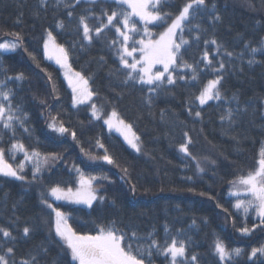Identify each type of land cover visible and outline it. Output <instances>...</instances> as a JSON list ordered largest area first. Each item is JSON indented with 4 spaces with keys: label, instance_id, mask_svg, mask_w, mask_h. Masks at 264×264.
<instances>
[{
    "label": "trees",
    "instance_id": "16d2710c",
    "mask_svg": "<svg viewBox=\"0 0 264 264\" xmlns=\"http://www.w3.org/2000/svg\"><path fill=\"white\" fill-rule=\"evenodd\" d=\"M186 2L164 0V11L172 14L169 22ZM207 3L208 7L193 17L191 32H184L190 43L181 53L185 61L201 69L205 50L214 65L224 61L222 95L228 100L236 96L239 106L248 108L235 116L231 127L227 121H221V116L229 107L235 110V102L211 101L201 107L194 99L218 73L205 69L197 81H192L190 70H184L187 81L165 85L151 94L153 101L148 105L145 101L148 93L144 90L148 86L122 83L127 70L119 63L114 47H110V41L119 38L115 30L105 29L101 33L103 39L94 38L91 44L82 39L78 17L89 5H76L73 16L68 17L66 11L70 9L63 7L41 10L37 15L38 0H0V42L13 41L15 33L22 36L15 51H0V81L5 84L4 90H12L13 105H19L27 113L26 126L30 129V135L17 129L13 138L9 130L0 127V146L5 148L6 159L13 166L23 159V154L18 153L11 159L8 149L15 140L29 150L59 157L42 169L39 180H33L31 164H26L20 173L25 180L0 176V226L16 237L9 245L0 243V253L4 247L12 246L17 264L29 254H38L39 264H77L56 236L55 215L41 202L44 198L63 211L68 224L81 234H94L98 226L114 224L126 233L135 231L140 237L153 234L161 242L169 236L183 240L188 254L185 264H193L190 260L193 254L197 256V264H264V255L258 253L250 258L252 248L264 246V229L257 227L251 235L237 231L258 223L255 209L245 218L234 208L237 198L231 195L232 181L258 168L259 152L264 147V52H257L256 62L249 65L247 61L252 54L245 48L246 44L259 47L264 41V0H207ZM115 7L118 6L112 1H105L93 11L99 15L100 8L110 12ZM213 15L220 20L214 21ZM132 19L138 28L142 27L138 18ZM59 20L64 21L63 29L57 26ZM88 22L90 26L97 23L95 18ZM148 27L154 39L167 25L158 22ZM48 31L68 51L71 67L89 81L94 93L90 104L72 105L73 95L61 70L44 55ZM196 34L200 35L199 41L194 39ZM213 39L221 46L219 54L216 45L204 43ZM224 50L233 56H225ZM30 53L36 57L35 61ZM20 74L24 78L15 79ZM92 103L101 110L102 118L116 111L120 119L132 125L139 137L140 154L109 131L102 120L92 116ZM195 111H200L201 116H195ZM51 117L74 131L76 140L68 133L52 131L48 126ZM97 139L108 149L115 164L90 161L81 152L83 147L93 155L103 154L104 150L97 148ZM182 144H187L190 156L180 151ZM197 161L204 172L197 170ZM73 165L84 176L107 178L94 181L98 198L89 208L56 202L49 195V188L56 184L62 188L77 186L79 177L72 170ZM101 195L103 202L99 199ZM24 226L32 229L28 237L22 235ZM217 239L229 249H241V254L230 261H220L215 252ZM151 260L152 264H170V257L163 255L154 254Z\"/></svg>",
    "mask_w": 264,
    "mask_h": 264
},
{
    "label": "snow or ice",
    "instance_id": "6c2138e0",
    "mask_svg": "<svg viewBox=\"0 0 264 264\" xmlns=\"http://www.w3.org/2000/svg\"><path fill=\"white\" fill-rule=\"evenodd\" d=\"M105 0H38V6L35 13L39 15L41 10L47 11L49 8L70 9L66 11L68 17L73 16V11L76 5H89L88 8L78 17V28L82 30V39L91 44L95 39H103L101 33L105 29H114L118 34V39L110 41V47H114L119 63L122 68L127 70L123 73L122 83L125 85L136 84L148 86L145 91L148 95L145 101L148 105L152 104V93L158 92L164 88L165 85H176L177 80L187 81L188 77L184 74V70H190L191 80L197 81L201 71L207 69L209 71L218 73L215 78L208 80L199 94L195 96V100L199 102L200 106L208 104L209 101L220 102L224 100L228 103L235 102L236 109L229 107L227 111L221 116V121H227L228 126L231 127L235 123V116L243 111H248L247 107L241 108L239 100L233 96L231 100L222 95L221 80H223V71L225 63L223 60L217 61L214 65L213 59L209 57L207 50L201 56L204 62V68H199L196 64H190L183 59L181 49L185 45H189L190 41L184 38V32L188 30L191 32L193 17L201 12L202 9L208 7L207 0H187L178 14L169 19L172 14L164 11V0H112V3L118 7L113 8L110 12L104 8H100V13L97 15L94 8L99 7ZM214 8V5H213ZM136 17L142 22V27L138 28L136 21L132 18ZM95 18L97 23L90 26L89 19ZM214 21H219L218 15H213ZM166 24V30L159 36L158 39H153V33L149 29L150 24ZM59 28H64V21L59 20ZM199 28V25H196ZM142 33V35H140ZM15 39L9 42H0V50L5 52L15 51L22 41V36L19 33L13 34ZM139 36V38H136ZM48 39L44 42V54L47 59H55V63L62 69H65V78L68 80L69 86L72 88L74 105L84 103L90 100L94 93L88 87V80L81 75L80 72H74L71 65L68 63V51L59 44H54L55 37L51 31L47 32ZM194 39L200 40V35L196 34ZM131 42V46L129 45ZM211 43L216 45V52L219 54L221 46L217 44L215 39L211 41L205 40L204 43ZM139 46V47H137ZM245 48L252 54V58L248 59V64L252 65L256 62L255 54L257 52H264V41L261 42L259 47H251L245 45ZM139 52L140 56L137 57L136 53ZM225 56L232 57L233 53L224 50ZM30 55H32L30 53ZM244 53H240L242 58ZM131 62H130V59ZM35 61L36 57L32 55ZM162 65L163 69L153 71L155 65ZM39 66V64L37 65ZM23 74L15 77L17 80H22ZM49 80L52 79L48 75ZM12 79V77H9ZM5 89V84L0 81V127L9 130L12 137L15 138L17 129H22L24 133L30 135V129L26 126L28 121L27 113L19 106L13 105V93L11 89ZM55 85H53V92H55ZM58 98V97H57ZM92 116L96 120H101L103 113L97 108L95 103L91 104ZM189 113L192 112L191 106L188 108ZM195 116L200 117L201 112L195 111ZM113 118H116V130L121 132L124 139L128 144L136 150L141 152V145L137 143L139 137L134 132H131L132 125L125 123L122 119L118 118L116 111H112L111 116L103 120V123L108 125L109 130L116 125L113 123ZM49 128L61 135L70 134L73 140H76V133L64 127L62 121H58L56 117L50 118ZM131 133V136L129 135ZM187 136V133H185ZM236 139V137H232ZM191 138H188L190 144ZM79 143V141H77ZM239 143V141H237ZM96 145L98 149H103V154L93 155L81 147V152L88 157L90 161H104L107 164H115L113 157L108 154V149L105 145L97 139ZM8 151L12 154L11 159H15L18 152L23 153V159L18 162L16 166L8 162L5 156V148L0 146V176L11 177L16 180H25L26 177L21 175L25 170L26 164L30 163L32 166L33 180H39L42 177V169L46 168L49 161L59 159L56 155H44L37 150H29L19 140L11 143ZM180 151L186 155H191L188 150L187 144H182ZM195 159V157H193ZM214 163V161H209ZM258 168L249 172L246 176L240 177L238 180L232 181L233 190L231 195L235 196L236 202L234 208L242 212L246 218L250 210L255 209V214L259 217L258 223L254 224L252 228L242 226L237 229L242 235H251L257 227L264 229V147H261L259 152ZM196 168L199 172H204V168L197 161ZM72 170L79 177L80 189L75 193L71 188H62L56 184L49 188V195L55 200H68L73 203H84L91 207L92 202L97 200V189L93 188V182L97 179L104 180L106 177L90 176L85 178L82 171L73 165ZM127 174V169H123ZM191 179V177H188ZM243 186V187H241ZM192 191L193 189H189ZM132 191L135 192V185H132ZM204 195V193H201ZM209 198L212 197L209 195ZM103 202L104 197H99ZM44 203L49 209L55 213V227L54 231L57 237L62 242V247L66 248L72 258V261L77 264H152L151 257L156 255H163L170 257V264H185L188 259L186 245L183 240H177L174 236H169L163 242L158 240L153 234L147 237H140L133 231L130 234L126 233L112 226H98L94 234H81L74 230L67 222V216L63 211L53 207L47 199L42 198ZM227 211V209H225ZM167 231V228L165 229ZM32 229L29 226L22 228V235L28 237ZM0 243L9 245L11 241L16 239L12 231L0 226ZM143 245V246H142ZM47 252L46 248L42 249ZM215 252L219 256L220 261H230L233 256H239L241 249H229L219 239L215 242ZM264 255V246L259 248H252L250 258H255L257 254ZM14 247L6 246L3 252L0 253V264H17L14 258ZM191 262L197 264V256L191 255ZM18 264H39L38 254H29L25 259H21Z\"/></svg>",
    "mask_w": 264,
    "mask_h": 264
},
{
    "label": "rangeland",
    "instance_id": "374dc122",
    "mask_svg": "<svg viewBox=\"0 0 264 264\" xmlns=\"http://www.w3.org/2000/svg\"><path fill=\"white\" fill-rule=\"evenodd\" d=\"M105 1H112V0H105ZM158 23V22H157ZM156 24V23H155ZM150 25H152V24H150ZM166 30V29H165ZM164 30V31H165ZM163 31V32H164ZM162 32V33H163ZM161 33V34H162ZM160 34V35H161ZM159 35V36H160ZM54 36V35H53ZM159 36L157 37V38H154V39H158L159 38ZM48 39V37H47V33L45 34V41ZM44 41V42H45ZM5 42H9V41H5ZM54 44H57V42H56V40L54 41ZM2 53H9V52H12V51H8V52H5V51H3V50H0ZM45 55V54H44ZM136 56L137 57H139L140 56V53L139 52H137L136 53ZM45 58H46V56H45ZM47 59V58H46ZM130 59V58H129ZM48 61H50V62H52L53 64H55L60 70H61V72H62V76H63V78L65 79V81H66V83H67V85H68V87H69V89L71 90V92H72V88L69 86V84H68V80L65 78V69H62L58 64H56L55 63V59H52V60H49V59H47ZM130 62H131V59H130ZM68 63L70 64V62H69V57H68ZM72 68V67H71ZM163 69V66L162 65H159V64H157V65H155V67L153 68V71H158V70H162ZM72 70L74 71V72H78V71H75L73 68H72ZM82 75V74H81ZM88 87L90 88V85H89V81H88ZM91 89V88H90ZM72 95H73V92H72ZM93 97H94V95L91 97V99L90 100H86L84 103H79V104H75L74 105V99L72 100V105L74 106V107H79V106H83V105H88V104H90L91 103V101H92V99H93ZM209 102H211V101H209ZM208 102V103H209ZM198 104H199V102H198ZM206 105V104H205ZM205 105H203V106H205ZM200 106V105H199ZM202 107V106H201ZM100 110V109H99ZM101 111V110H100ZM91 113H92V111H91ZM112 113V112H111ZM111 113L107 116V117H105V118H101V120H102V122H103V120L104 119H107V118H109L110 116H111ZM118 118L120 119V117L118 116ZM113 123H114V125H116V118H113ZM126 123V122H125ZM104 124V123H103ZM128 124V123H127ZM106 127H107V129L109 130V128H108V125H106V124H104ZM116 127H122V126H119V125H116V126H114L113 128H112V130H111V132L112 133H114V134H116V135H118L119 137H121L122 138V140L126 143V145L133 151V152H135V153H137V154H140L141 152H136V150L135 149H133L129 144H128V142L124 139V136L121 134V132H119V131H117L116 130ZM110 131V130H109ZM131 132H134L135 133V131H134V129L133 128H131ZM136 134V133H135ZM129 135L131 136V133H129ZM136 136H137V134H136ZM137 143H139L140 144V142L139 141H137ZM18 154H23L22 152H18ZM28 164H30V163H28ZM11 178V177H10ZM85 178H87V176H85ZM94 183V182H93ZM80 183H79V180H78V184H77V186H75V187H72L71 189H72V192L73 193H75L78 189H80ZM241 187H243V186H241ZM65 189H67V188H65ZM233 190V189H232ZM232 190H231V192H232ZM97 194V193H96ZM51 197V196H50ZM51 199L52 200H54V201H56V202H61V203H66V204H72V205H79V206H84V207H87V208H89V206L87 205V204H84V203H73V202H70V201H68V200H59V201H57V200H55L53 197H51ZM96 201V200H95ZM95 201H93L92 202V205L94 204V202ZM91 205V206H92ZM54 215H55V213H54ZM256 215V214H255ZM256 218L257 219H259V217L256 215ZM67 222H68V220H67ZM77 263V262H76Z\"/></svg>",
    "mask_w": 264,
    "mask_h": 264
}]
</instances>
